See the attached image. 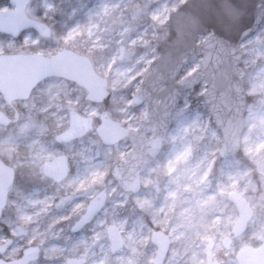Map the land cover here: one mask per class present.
<instances>
[{
	"label": "rangeland",
	"instance_id": "rangeland-1",
	"mask_svg": "<svg viewBox=\"0 0 264 264\" xmlns=\"http://www.w3.org/2000/svg\"><path fill=\"white\" fill-rule=\"evenodd\" d=\"M182 1L32 0L27 13L46 22L51 35L39 36L31 28L17 38L0 32V51L49 55L67 47L89 56L99 74L112 73L107 78L108 87L114 82L113 94L106 104L110 116L133 129L146 112L145 102L132 106L130 101L143 69L155 57V26ZM11 6L7 1L0 8ZM53 16L59 19V28L50 21ZM240 48L238 73L246 94V129L242 137L251 129L249 111L257 113L255 129L250 134L252 143L260 141L263 148L247 154L241 138L237 152L219 156L222 135L203 97L199 98L206 87V82L201 81L196 89L194 86L183 92L163 148L140 172L137 192L123 190L111 173L114 164L130 149L129 141L122 138L107 145L100 140L95 126L105 105L87 100L82 87L68 80L48 79L35 86L27 99L13 101L17 120L6 126L0 124V157L14 168L13 183L0 217V243L7 238L13 242L0 257L14 259L26 246L37 245L39 255L28 264H67L70 258L81 260L78 264H87L91 248L84 250L86 246L81 243L73 245L83 235L84 240L94 242L93 249L99 248L114 258L126 247L125 241L129 239L126 230L130 227L134 237H142L147 250L146 257L141 253L136 264H153L156 254V244L150 239L153 229L162 230L170 239L163 264H175V260L188 264L187 258L193 253L197 257L192 264H206L209 238L213 241L212 259L220 264H238L235 253L241 245L264 241V140L260 139L264 133V21ZM199 60L197 56L181 74L190 72ZM0 108L9 115L14 112L1 94ZM70 109L91 116L93 127L79 138L59 143L54 136L67 126ZM59 154L68 157L70 171L67 177L55 182L42 173V165ZM198 170L205 171L211 189L205 195L208 201L205 205L188 204L195 217L187 229L189 237L183 249L182 240L172 241L175 212H169L168 207L160 214L155 211L165 187H176L187 200L199 194L182 190V184L176 186L188 178L189 172ZM170 175L177 177L175 182L169 183ZM216 187L218 192H212ZM101 188L106 190L102 209L91 221L72 230L89 199ZM234 190L253 209L245 230L237 236L231 227L238 212L227 197ZM216 209L221 212L215 215L221 218L220 224L207 225L206 220ZM110 224L117 226L122 237V245L115 251L110 250L106 231ZM95 231L100 241L91 239ZM225 236L232 239L228 247L223 244ZM52 247L58 249L52 251Z\"/></svg>",
	"mask_w": 264,
	"mask_h": 264
},
{
	"label": "water",
	"instance_id": "water-1",
	"mask_svg": "<svg viewBox=\"0 0 264 264\" xmlns=\"http://www.w3.org/2000/svg\"><path fill=\"white\" fill-rule=\"evenodd\" d=\"M30 0H8L12 5L0 9V32L12 37L24 30L34 29L39 36L48 37L49 25L27 14ZM264 20V0H184L168 13V17L156 24L153 53L156 56L141 73V81L131 96L130 104L146 103V112L131 129L113 119L106 107L112 95L105 77L98 74L89 56L70 48L62 47L46 55L35 52L0 53V94L6 104L14 109L9 116L0 109V124L6 126L18 118L14 100L28 98L31 90L40 81L49 77H64L84 90L85 98L104 103L95 131L104 144L111 145L127 138L130 149L112 167L111 173L125 191L137 192L140 187V171L151 162L163 148L173 126L172 113L178 106L184 91L201 81L206 82L202 91L204 105L222 135L218 150L221 157L238 151L246 129V94L238 66L241 61V44L260 27ZM199 37H202L199 39ZM200 61L193 70L180 76L182 69ZM93 127L91 116L78 111H69L65 129L55 135L57 142H69L81 137ZM68 157L59 154L45 161L42 172L59 182L69 173ZM14 179V168L0 158V216ZM238 212L232 224L234 236L242 233L253 214L252 207L237 191L227 194ZM106 190L102 188L89 199L85 211L72 230H77L91 221L102 209ZM110 249L115 251L122 245V237L116 225L107 229ZM151 241L156 244L153 264H163L170 239L162 230L153 229ZM7 238L0 244L2 254L12 243ZM232 239L223 238L228 247ZM212 239L206 243V264H220L211 258ZM39 254L37 245L23 248L17 258L0 264H28ZM238 264H264V241L257 245L243 244L236 253ZM81 260L68 259L67 264H78Z\"/></svg>",
	"mask_w": 264,
	"mask_h": 264
},
{
	"label": "bare ground",
	"instance_id": "bare-ground-1",
	"mask_svg": "<svg viewBox=\"0 0 264 264\" xmlns=\"http://www.w3.org/2000/svg\"><path fill=\"white\" fill-rule=\"evenodd\" d=\"M109 78L111 77L112 73L106 72L105 74ZM110 83V82H109ZM113 88L114 82L110 83ZM249 110V109H247ZM249 120L251 122V129L249 133H245L242 137L243 146L245 151L248 153H256L259 152L263 145L260 143V141L255 142V144L252 143L251 134L255 129V121L257 118V113H252L249 111ZM261 140H264V133L260 137ZM254 145V146H253ZM253 147V148H252ZM191 165V164H190ZM189 165V166H190ZM193 165V162H192ZM195 172H189L188 178H183L182 183H178L176 186H179L182 184V190H188L190 193L193 191L200 192L194 198H191L190 200H187L184 198V194L182 191L177 192L176 187L175 188H168L165 187V191L160 197V201L158 202V210L155 211L156 214H160L162 210L169 208V212H175L173 220L171 222V233H172V241H179L182 240L184 242L183 249L185 248L189 234L187 232V229L190 227V222L195 217V214L191 212V210L188 208L189 203H199L201 205H205L208 203L206 201V193L208 190V182L205 180V171L198 170L196 173L197 176H193ZM177 177L169 176L167 180L170 182H175ZM217 187L213 189L212 192H218L216 191ZM202 192V193H201ZM154 205L156 202H153ZM220 215L221 212L216 209L215 213L213 212L208 219L206 220L207 225H213L214 223L219 225L220 224V217H216L215 215ZM140 225V224H139ZM127 235H129V239H127L126 247L122 252H118L116 257L112 258L107 252L100 251L99 248H94L93 245L94 242L91 240H84V236L81 235L77 238L75 244H84L86 247L84 250H86L88 247H90V251L88 254V261L87 264H110V262H118L119 264H136L137 263V257L141 253L146 257V248L144 246V243L142 241V237L140 235H137V237L133 236V230L130 227H127L126 230ZM94 238L95 242L100 241L101 237L99 236V233L97 231L94 232V234L91 236V239ZM57 247H52V251H56ZM182 253H184V250H182ZM172 255V253H171ZM145 257L143 259H145ZM185 257V256H184ZM197 257V253H193L190 255V258H187V263L192 264L193 260H195ZM175 264H183V261L175 260ZM141 264V263H139Z\"/></svg>",
	"mask_w": 264,
	"mask_h": 264
},
{
	"label": "trees",
	"instance_id": "trees-1",
	"mask_svg": "<svg viewBox=\"0 0 264 264\" xmlns=\"http://www.w3.org/2000/svg\"><path fill=\"white\" fill-rule=\"evenodd\" d=\"M8 0H0V7H2L4 4H6V2H7ZM32 1V0H31ZM51 21V23L53 24V26L54 27H56V28H59L60 26V22H59V19L58 18H56L55 16H53L52 17V19L50 20ZM197 87L195 86V88L194 89H196ZM199 98L201 99L202 98V96L200 95L199 96Z\"/></svg>",
	"mask_w": 264,
	"mask_h": 264
},
{
	"label": "flooded vegetation",
	"instance_id": "flooded-vegetation-1",
	"mask_svg": "<svg viewBox=\"0 0 264 264\" xmlns=\"http://www.w3.org/2000/svg\"><path fill=\"white\" fill-rule=\"evenodd\" d=\"M13 242V241H12ZM2 243V242H1Z\"/></svg>",
	"mask_w": 264,
	"mask_h": 264
}]
</instances>
